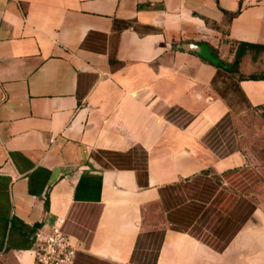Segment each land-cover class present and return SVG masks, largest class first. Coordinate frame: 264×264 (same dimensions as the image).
<instances>
[{"label": "crops", "instance_id": "obj_1", "mask_svg": "<svg viewBox=\"0 0 264 264\" xmlns=\"http://www.w3.org/2000/svg\"><path fill=\"white\" fill-rule=\"evenodd\" d=\"M238 41L264 45V0H0V264H36L37 234L58 218L75 264H130L154 229L165 231L157 264H264V200L217 251L172 227L160 195L246 164L205 141L231 111L209 46L230 63ZM253 55L241 69L264 71ZM238 84L264 111V78ZM134 147L148 153L147 187L93 155Z\"/></svg>", "mask_w": 264, "mask_h": 264}, {"label": "trees", "instance_id": "obj_2", "mask_svg": "<svg viewBox=\"0 0 264 264\" xmlns=\"http://www.w3.org/2000/svg\"><path fill=\"white\" fill-rule=\"evenodd\" d=\"M130 24L131 23L128 22V25ZM236 44L237 49L235 58L230 63L220 59L217 49L212 46H209V50L212 52L213 56L215 55L218 57V61L212 62L204 57L203 59L207 62L209 61V63L213 64L218 69L213 83L215 84L216 91L222 97L225 96L217 89L216 82L221 74H226L234 80V84H232L234 90L246 100L240 90L238 81L244 79H263L264 71L246 73L241 69V63L245 55L250 51L254 53L253 59L256 60L260 54L264 53V45L246 41H238ZM114 57L115 54L113 53L111 60ZM253 107L261 110L262 115L264 116V111L260 107ZM186 120L187 121L184 124L191 121L192 117H188ZM224 120L218 123L205 138L207 144L216 152V147L214 144L210 143V141L211 137L216 133V130L221 127ZM93 155L104 167L135 170L137 172L140 186H149L147 166L148 153L142 147H134L126 152L99 150ZM239 170L241 169L227 170L221 175L216 174V177L218 176L217 178L220 182H222L220 183V186L223 188V181L225 180L231 185L237 184V180L239 181L242 177L241 174H238ZM200 174L210 175L211 173L208 170H205ZM193 178L194 177L186 178L185 180L167 184L160 188L161 201L168 214V220L175 229L189 232L191 235L201 239L215 250L224 251L233 236L250 218L256 209V205L251 202L244 214L232 213V209L239 201L240 194L234 191V188H231L230 190H226L228 193L226 197L222 198V192L220 191V193L212 200L203 202L201 206H197L193 203L196 200L194 197L188 195L183 189L177 191L178 188H182V182L187 183ZM222 200H224L222 202V208L217 209L218 211L213 214V211L216 209V203H220ZM194 205L197 206V209ZM46 207H49V200L46 202ZM186 210L188 214H186L185 218L178 217L179 213ZM164 233L165 231L163 229L141 232L138 235L137 242L130 259V264H157L160 249L164 240Z\"/></svg>", "mask_w": 264, "mask_h": 264}, {"label": "rangeland", "instance_id": "obj_3", "mask_svg": "<svg viewBox=\"0 0 264 264\" xmlns=\"http://www.w3.org/2000/svg\"><path fill=\"white\" fill-rule=\"evenodd\" d=\"M232 84L234 80L226 74H221L216 82L217 89L222 95L227 97L231 106V111L225 118L221 127L211 137L210 143L214 144L218 154L226 155L234 151H243L246 155V164L240 167L238 174L241 179L237 184H230L226 180L223 181V188L220 186L219 179L216 174L198 175L189 182H182V188L188 195L194 197L193 202L197 206H201L203 202L212 200L216 195L222 192L221 197L228 195L226 190L234 188L240 198L236 206L232 209V213H246L249 204L264 200V116L262 111L250 105L239 93H237ZM174 114L178 113V109H173ZM186 118H182V122ZM222 200L216 203V209L222 208ZM197 206L194 205V207ZM193 210V209H191ZM153 219L156 222H164L166 218L156 211L153 206ZM184 214V215H183ZM188 214L187 210L178 214V217L185 218ZM190 214V213H189ZM159 230V229H154ZM79 264H106L101 261L89 263L83 255H79Z\"/></svg>", "mask_w": 264, "mask_h": 264}, {"label": "built area", "instance_id": "obj_4", "mask_svg": "<svg viewBox=\"0 0 264 264\" xmlns=\"http://www.w3.org/2000/svg\"><path fill=\"white\" fill-rule=\"evenodd\" d=\"M58 218L50 231L39 230L35 245L36 264H75L78 248L64 231Z\"/></svg>", "mask_w": 264, "mask_h": 264}, {"label": "water", "instance_id": "obj_5", "mask_svg": "<svg viewBox=\"0 0 264 264\" xmlns=\"http://www.w3.org/2000/svg\"><path fill=\"white\" fill-rule=\"evenodd\" d=\"M189 50H194L198 52L199 54H203L205 52V48L201 45L195 44V45H185Z\"/></svg>", "mask_w": 264, "mask_h": 264}]
</instances>
